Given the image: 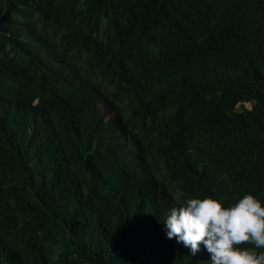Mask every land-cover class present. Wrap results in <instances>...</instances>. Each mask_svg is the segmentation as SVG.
Here are the masks:
<instances>
[{"label": "trees", "instance_id": "trees-1", "mask_svg": "<svg viewBox=\"0 0 264 264\" xmlns=\"http://www.w3.org/2000/svg\"><path fill=\"white\" fill-rule=\"evenodd\" d=\"M0 264H264V0H0Z\"/></svg>", "mask_w": 264, "mask_h": 264}, {"label": "rangeland", "instance_id": "rangeland-1", "mask_svg": "<svg viewBox=\"0 0 264 264\" xmlns=\"http://www.w3.org/2000/svg\"><path fill=\"white\" fill-rule=\"evenodd\" d=\"M245 107L249 109L251 107V105L250 104H245Z\"/></svg>", "mask_w": 264, "mask_h": 264}, {"label": "bare ground", "instance_id": "bare-ground-1", "mask_svg": "<svg viewBox=\"0 0 264 264\" xmlns=\"http://www.w3.org/2000/svg\"><path fill=\"white\" fill-rule=\"evenodd\" d=\"M28 40V39H27Z\"/></svg>", "mask_w": 264, "mask_h": 264}]
</instances>
